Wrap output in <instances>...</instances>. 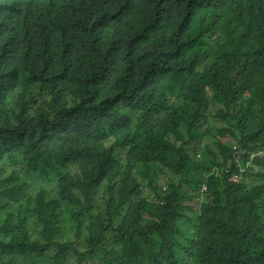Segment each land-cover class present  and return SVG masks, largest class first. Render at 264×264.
I'll use <instances>...</instances> for the list:
<instances>
[{"label": "trees", "instance_id": "trees-1", "mask_svg": "<svg viewBox=\"0 0 264 264\" xmlns=\"http://www.w3.org/2000/svg\"><path fill=\"white\" fill-rule=\"evenodd\" d=\"M141 1L0 0V264H264V0Z\"/></svg>", "mask_w": 264, "mask_h": 264}, {"label": "clouds", "instance_id": "clouds-1", "mask_svg": "<svg viewBox=\"0 0 264 264\" xmlns=\"http://www.w3.org/2000/svg\"><path fill=\"white\" fill-rule=\"evenodd\" d=\"M80 8L88 9L94 13L93 15L105 17L106 25L111 31L119 27H124L126 31L133 29L134 20L145 17L147 12L146 4L141 0H119L115 3L110 0H81ZM112 16L115 17L116 22L111 20ZM234 150L236 151V146H234ZM189 153L194 154L196 151L190 149ZM260 155H264V150ZM198 157L199 155H197ZM213 171L216 172L217 170L214 169ZM231 181H238V176L234 175Z\"/></svg>", "mask_w": 264, "mask_h": 264}]
</instances>
